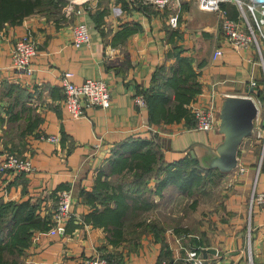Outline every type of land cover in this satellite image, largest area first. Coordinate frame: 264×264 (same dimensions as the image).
<instances>
[{
	"label": "crops",
	"instance_id": "obj_1",
	"mask_svg": "<svg viewBox=\"0 0 264 264\" xmlns=\"http://www.w3.org/2000/svg\"><path fill=\"white\" fill-rule=\"evenodd\" d=\"M222 7L237 18L233 3ZM76 9L81 13L55 18L33 13L19 25L0 28V160L13 152L29 159L34 167L32 172L1 174L0 201L29 200L38 205L40 228L47 224L44 231H34L17 264H84L95 253L118 264H179L193 248L201 252L206 264H264V211L250 207L253 191H264L260 144L252 136L244 139L238 165L231 172L206 168L203 161L223 140L218 130H197L193 116L169 124L150 122L148 106L139 109L134 100L153 87L173 98L168 77L180 71L182 59L187 58L194 73L189 84L198 83L200 89L191 102L212 104L219 112L227 95L259 98L262 91L259 99L264 105L260 58L249 50L237 53L225 48L213 60L215 49L224 42L221 18L217 12L201 9L197 0H181L176 29L169 26L168 18L177 10L159 11L143 4L131 7L129 0H91ZM96 17L99 26L93 20ZM78 23L88 24L89 43L76 48L71 40ZM26 33L35 40L37 53L32 59V75L21 77L13 68L10 50ZM66 71L72 73L75 84L86 79L106 81L112 90L110 106L89 108L86 117L72 119L61 87ZM254 80L257 85L252 87ZM174 104L173 100L171 106ZM48 135H56L58 142L42 139ZM154 135L166 163L197 160V168L210 170L205 172L224 183L226 190L208 218L201 222L199 218L188 230L164 228L152 213L158 218L155 229H148L147 217H143L130 223L132 230L126 229L122 240L114 242L117 238L104 227L86 219L93 209L103 207L86 193H92L99 181L108 182V167L122 149L133 140H151ZM161 178L147 181L149 192L139 198L141 210H160L162 201L149 198L150 193L161 195L162 188L173 186L169 183L157 190ZM119 189L101 188V192L112 194ZM62 190L72 191L73 211L80 220L67 222L64 234L48 235ZM110 206L114 208L115 202ZM139 229L141 245L132 248L127 242ZM204 249L211 251L204 254Z\"/></svg>",
	"mask_w": 264,
	"mask_h": 264
},
{
	"label": "trees",
	"instance_id": "obj_2",
	"mask_svg": "<svg viewBox=\"0 0 264 264\" xmlns=\"http://www.w3.org/2000/svg\"><path fill=\"white\" fill-rule=\"evenodd\" d=\"M52 1L54 0H0V28L5 24L12 26L21 24L26 16L34 13L40 7L44 8L47 3H52ZM97 14L101 16L103 12L100 14L97 12ZM93 20L99 26L97 17ZM189 65L188 59L183 58L180 71L168 77L167 85H170L174 90L173 98L164 95L161 90L154 87L141 93L147 101L150 122L169 124L182 117L189 119L192 116L187 105L191 103L200 89L198 83L191 82L189 84V81L194 77V73L188 68ZM262 96L263 93L260 91L259 98ZM173 100L175 104L172 107ZM158 142L159 138L156 135L151 140H133L132 144L122 149L124 152L117 154L110 163L108 167L111 169L110 174L123 172L122 177L131 178L128 181L129 188L119 189L112 194H102L101 188L109 183L99 181L92 193H86L87 198L92 202L96 200L103 205L102 208L93 209L86 219L96 227H104L108 233L117 238L114 242L122 240L121 233L129 209L131 211L135 209L139 198L149 190L146 181L162 177L157 186L158 190L160 186L169 183L189 188L202 178V171L197 168L199 166L197 160L186 158L174 164L166 163L160 151L161 144ZM205 171L208 173L210 170ZM111 202H115L114 208L110 206ZM38 209V205L31 204L29 200L22 202L0 201V264L16 263V260L28 248L34 231L45 230L44 227L47 224L40 228L42 225ZM7 254L12 255L14 261L10 262L6 258Z\"/></svg>",
	"mask_w": 264,
	"mask_h": 264
},
{
	"label": "built area",
	"instance_id": "obj_3",
	"mask_svg": "<svg viewBox=\"0 0 264 264\" xmlns=\"http://www.w3.org/2000/svg\"><path fill=\"white\" fill-rule=\"evenodd\" d=\"M231 2L235 5L238 16L231 17L223 4ZM198 6L207 11H214L220 15V28L224 36V42L217 47L213 53V60L224 54L225 48L233 49L237 53L251 51L260 58L264 68V0H197ZM138 4L148 5L156 10L166 9L177 10L168 18L171 28H178V7L181 0H129V5L134 7ZM72 5L68 11L72 10ZM81 13L80 9L76 11ZM72 46L79 48L89 43V26L86 23L75 24L72 30ZM12 65L21 77L31 76L33 73L32 59L37 53L35 40L29 35L20 36L13 44L11 50ZM72 73L66 71L62 74L61 87L63 92L64 105L74 120L86 117L89 108L98 107L106 109L112 101V90L103 79H86L81 84L71 81ZM252 87L257 85L256 81L251 82ZM253 98V97H252ZM135 104L139 109L147 108V101L143 94L134 97ZM257 106V115L254 120L252 137L261 146L260 158L264 155V105L259 98H253ZM195 122L196 129L203 132L218 130V109L212 104L191 102L188 106ZM147 129L156 132L151 126ZM43 140L56 143V135L42 137ZM97 147L100 145L97 144ZM34 167L29 159H23L13 152H7L0 160V175L4 173L32 172ZM250 207H256L264 211V191L254 190L251 195ZM52 225L47 232L48 235L64 234L66 224L70 220L79 221L80 218L73 211V195L71 190H62L58 193L57 205L52 212ZM43 233H38V235ZM38 237H36L37 239ZM184 263L189 261L193 264H206L198 249H191L186 252ZM84 264H118L112 259L95 253L87 259ZM128 264V263H122Z\"/></svg>",
	"mask_w": 264,
	"mask_h": 264
},
{
	"label": "rangeland",
	"instance_id": "obj_4",
	"mask_svg": "<svg viewBox=\"0 0 264 264\" xmlns=\"http://www.w3.org/2000/svg\"><path fill=\"white\" fill-rule=\"evenodd\" d=\"M90 2L91 0H54L52 1V3H47L44 8L40 7L39 9H36L34 13H46L50 16H53L54 18L62 15L67 16L68 14H73L74 12H76L77 6H84ZM71 5L73 6L72 10L68 11V8ZM28 16H26L24 19H26ZM200 170L203 173V175L201 176L202 178L194 183V186L192 187L188 188L180 184H173V186L175 185L178 188H175L173 186L166 189L162 188L161 195L158 193H150L151 195L149 198L157 201H162L160 210L156 211L149 208H143L141 210V207L138 205L140 202L137 203V206L132 211L131 209H129V213L126 216V220L129 221V223L125 224L121 236L124 234V232H126V229H129V231L132 230L130 223L134 224L136 220L143 217H147V223L145 224L147 225L148 229H155V227H157L155 221L157 222V219L160 218L158 220H160V225H163L164 228H177L180 231L188 230L190 229V227L192 228L193 226H195L199 218H201L200 222L204 221L205 217L208 218L209 212L211 214L213 212V209H215L216 204L220 202L222 198L220 193L226 190V187L223 188L225 184L219 183L218 179H215L213 174H207L204 169H201V167ZM122 173L123 172L114 174L107 173V175H110V178L106 183L109 184H107V186L103 185V187L118 189L129 188L128 181L131 178L122 177ZM155 189L156 188H154V190ZM147 192H149V190ZM157 195L159 196L158 199ZM145 211H148L149 213H145ZM152 213H155L158 218L154 219ZM151 218H153V220H151ZM139 231L140 229L137 230V233L131 238L130 241L127 242L128 244H131L132 248H134L135 245H141L140 238L138 237V234L140 233ZM182 234L185 233L181 232L180 235ZM6 258H8L10 262L12 260L14 261V257L10 254H7ZM18 260H16V263L14 264H17Z\"/></svg>",
	"mask_w": 264,
	"mask_h": 264
},
{
	"label": "water",
	"instance_id": "obj_5",
	"mask_svg": "<svg viewBox=\"0 0 264 264\" xmlns=\"http://www.w3.org/2000/svg\"><path fill=\"white\" fill-rule=\"evenodd\" d=\"M257 106L251 96L227 95L218 112V131L223 140L203 161L206 168L222 173L234 170L238 165V152L243 140L252 135ZM211 250L204 249L203 253ZM215 251V250H213ZM179 264H193L185 262Z\"/></svg>",
	"mask_w": 264,
	"mask_h": 264
}]
</instances>
